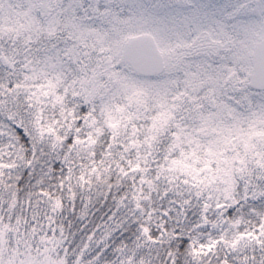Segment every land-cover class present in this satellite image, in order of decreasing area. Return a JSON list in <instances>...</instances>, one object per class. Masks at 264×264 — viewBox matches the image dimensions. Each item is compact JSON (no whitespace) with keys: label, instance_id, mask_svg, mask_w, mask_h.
Wrapping results in <instances>:
<instances>
[{"label":"snow or ice","instance_id":"obj_1","mask_svg":"<svg viewBox=\"0 0 264 264\" xmlns=\"http://www.w3.org/2000/svg\"><path fill=\"white\" fill-rule=\"evenodd\" d=\"M0 264H264V0H0Z\"/></svg>","mask_w":264,"mask_h":264}]
</instances>
